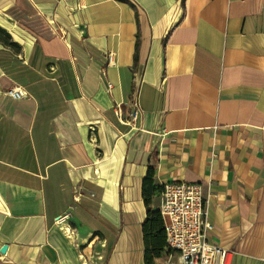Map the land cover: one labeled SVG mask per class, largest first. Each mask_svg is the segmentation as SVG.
<instances>
[{
    "label": "crops",
    "instance_id": "0c3cea01",
    "mask_svg": "<svg viewBox=\"0 0 264 264\" xmlns=\"http://www.w3.org/2000/svg\"><path fill=\"white\" fill-rule=\"evenodd\" d=\"M0 30V264H145L179 181L264 264V0H0Z\"/></svg>",
    "mask_w": 264,
    "mask_h": 264
},
{
    "label": "built area",
    "instance_id": "2783aa9c",
    "mask_svg": "<svg viewBox=\"0 0 264 264\" xmlns=\"http://www.w3.org/2000/svg\"><path fill=\"white\" fill-rule=\"evenodd\" d=\"M107 58L112 63L113 53L108 52ZM6 94L19 98L23 93L9 89ZM116 114L121 119V113ZM136 116L137 110L132 109L127 120ZM158 210L165 230V257L161 264H231L233 251L208 240L213 225L206 217L200 184L183 181L164 184Z\"/></svg>",
    "mask_w": 264,
    "mask_h": 264
},
{
    "label": "trees",
    "instance_id": "16d2710c",
    "mask_svg": "<svg viewBox=\"0 0 264 264\" xmlns=\"http://www.w3.org/2000/svg\"><path fill=\"white\" fill-rule=\"evenodd\" d=\"M1 31V30H0ZM2 32V31H1ZM149 168V173L150 174ZM147 214L142 223L144 239V263L155 264V259L163 255L165 250V230L159 210L150 207V195H144Z\"/></svg>",
    "mask_w": 264,
    "mask_h": 264
},
{
    "label": "water",
    "instance_id": "95a60500",
    "mask_svg": "<svg viewBox=\"0 0 264 264\" xmlns=\"http://www.w3.org/2000/svg\"><path fill=\"white\" fill-rule=\"evenodd\" d=\"M5 249H6V245H3V246L1 247V249H0V251H1V252H4Z\"/></svg>",
    "mask_w": 264,
    "mask_h": 264
}]
</instances>
